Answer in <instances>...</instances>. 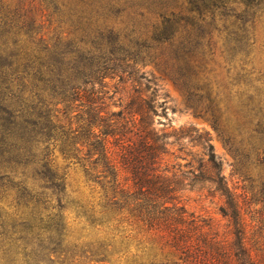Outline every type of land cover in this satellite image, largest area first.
Masks as SVG:
<instances>
[{
	"label": "rangeland",
	"instance_id": "obj_1",
	"mask_svg": "<svg viewBox=\"0 0 264 264\" xmlns=\"http://www.w3.org/2000/svg\"><path fill=\"white\" fill-rule=\"evenodd\" d=\"M178 16L189 22L184 37L193 42L195 59L204 64L206 76L185 77L183 64L172 59L182 51L161 42L166 35L165 23ZM238 26L247 27L248 37L241 36ZM81 62L91 63L87 72L93 75L104 66L105 73L100 74L107 75L101 80L106 84L103 90L108 91L103 104L108 115L125 111L137 88L152 99L153 125L166 134L167 142L160 167L174 180L176 200L188 213L211 222L222 236L233 240L229 217L221 211L225 197L205 179L210 172L203 176L207 170L202 163L208 156L198 137L203 134L210 139L228 185L238 193L245 192L251 200L244 208L251 244L257 246L254 243L259 234L264 236L256 220L259 211L264 213V163L253 148L261 139H256V132L246 133L247 124L232 116L227 128L234 139L227 144L192 106L199 102L206 85L219 93L260 94L264 102V0H0V140L6 137L20 143L22 135L33 146V154H22L24 163H15L12 157L16 152L4 154L0 141V243L17 236L27 224L22 192L26 196L29 191H44L53 204L58 202L54 187L38 172L48 156L57 160L60 173L69 166L60 149L67 135L62 132L72 124L82 128L83 107L80 100L67 101L66 77L69 66ZM173 76L181 78L180 84ZM190 90L193 101L187 98ZM6 107L16 114L24 109L30 115L15 117L18 123H12ZM55 115L60 117L58 122ZM53 121L59 125L55 131L51 129ZM81 130L82 140L92 138L87 129ZM80 147L82 155H88V146ZM83 174L79 168L69 176L67 197H86ZM65 216L69 240L60 247L44 240L47 250L43 246L40 253L45 264H57L52 248H65L69 255L74 251L76 255L69 256L75 261L71 264H111L87 257L99 241H105V232L91 226L82 230L84 224L76 218V209H68ZM5 242L0 255L10 247ZM126 263L124 259L120 262Z\"/></svg>",
	"mask_w": 264,
	"mask_h": 264
},
{
	"label": "trees",
	"instance_id": "obj_2",
	"mask_svg": "<svg viewBox=\"0 0 264 264\" xmlns=\"http://www.w3.org/2000/svg\"><path fill=\"white\" fill-rule=\"evenodd\" d=\"M183 18L178 16L165 23L166 35L160 38L161 42L182 51L180 56L172 59L183 64L185 77L197 74L206 76L204 64H199L195 59L193 42L184 37V33L188 32L184 29L189 28V22ZM238 32L244 38L248 37L247 27L238 26ZM90 65L87 62L70 65L66 86L69 91L67 101H81L83 113L80 120L83 122L80 127L87 129L92 138L82 140V130L73 127L72 122L68 131L62 132L67 135L60 149L64 160H68V168L60 173L61 166L57 160L48 156L43 159L42 169L38 172L47 184L54 187L58 202L53 204L44 191L36 194L29 191L26 196L22 192L20 196L25 200L21 206L27 224L17 236L6 241L10 247L0 255V264H45L46 259L40 253L44 246L42 242L50 240L60 247L69 240L71 234L65 212L70 208L76 209V218L84 224L82 230L91 226L106 234L105 241H99L98 247L87 255L96 261L111 264H120L123 259L126 264H264L263 233L259 234V240L254 243L257 246L254 247L248 235L249 222L244 204L251 200L245 192L238 193L228 185L222 174V163L210 139L203 134L198 137L207 151L204 154L208 156L202 163L207 170L203 176L210 172L205 179L225 197L226 204L221 206V211L229 217L233 240L222 236L211 222L188 213L176 200L174 180L160 167L167 142L166 134L160 133L153 125L155 106L152 99L143 89L137 88L136 95L126 106L127 112L120 109L108 115L103 105L108 91L103 90L106 84L102 82L107 75L100 74L105 73L102 72L104 66L96 68L98 70L94 75L97 76H94L92 72H87ZM88 74L93 75L92 78ZM128 74L132 75L131 72ZM172 78L178 83L181 79L177 76ZM96 83L100 86L96 87ZM181 86L184 90V86ZM210 86H203L205 93L199 95V102L192 107L211 122L227 144L234 139L227 128L232 116L238 123L247 124L246 133L256 132V139H261L252 148L263 164L264 102L260 94L219 93ZM193 96L190 90L188 101H193ZM4 110L11 114L9 118L15 124L19 120L15 117L23 119L30 115L24 109H18L17 114L9 107ZM55 117L58 122L60 117ZM55 121L51 127L53 131L59 126ZM20 139V143L10 142L6 137L0 140L4 154L16 152L12 157L15 163H24L20 160L22 154H33L29 140L25 141L22 135ZM247 144L251 145V142L247 141ZM82 145L88 146V155H82ZM79 168L84 172V187H88L86 197H67L69 176ZM21 188L26 190L25 187ZM256 220L258 231H264V213L259 211ZM3 243H0L1 251L4 249ZM50 252L56 254L57 264L75 262L69 257L76 255L74 251L71 252L74 255H69L70 251L65 248H52ZM48 259L54 258L48 256Z\"/></svg>",
	"mask_w": 264,
	"mask_h": 264
}]
</instances>
